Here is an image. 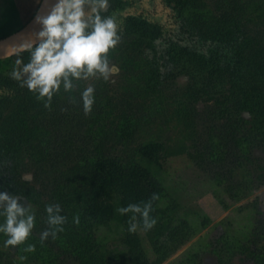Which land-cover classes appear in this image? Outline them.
I'll list each match as a JSON object with an SVG mask.
<instances>
[{
	"label": "rangeland",
	"instance_id": "374dc122",
	"mask_svg": "<svg viewBox=\"0 0 264 264\" xmlns=\"http://www.w3.org/2000/svg\"><path fill=\"white\" fill-rule=\"evenodd\" d=\"M41 2L0 0V38L24 27ZM194 8L223 20L222 37L233 30L229 46L242 47L228 52L243 56L244 70L264 68L254 41L264 33V0H109L102 15L115 16L121 37L108 52L109 79L74 80L68 92L61 85L48 106L10 75L17 55L0 58V191L35 212L32 232L39 236L49 227L45 205L60 204L63 230L45 239L51 236L46 246L59 252L54 264H264V234L256 243L253 235L263 230L257 220H264V179L256 176L264 172V138L253 139L249 155L234 145L228 126L232 115L244 119L241 132L264 130V71L256 78L257 99L248 97L233 115L232 96L243 97L233 95L235 77L224 73L212 91L168 53L169 42L187 41L174 30ZM18 55L27 62V51ZM88 84L94 103L85 113L81 91ZM149 142L160 144L155 163L136 153ZM98 156L155 172L164 191L151 229L129 231L109 217L77 229L74 217L94 194L90 164ZM3 241L0 264H44L34 251Z\"/></svg>",
	"mask_w": 264,
	"mask_h": 264
},
{
	"label": "clouds",
	"instance_id": "9594fccd",
	"mask_svg": "<svg viewBox=\"0 0 264 264\" xmlns=\"http://www.w3.org/2000/svg\"><path fill=\"white\" fill-rule=\"evenodd\" d=\"M47 11L37 13L34 22L39 28L34 38L19 45H14L8 54L17 55L11 70L12 78L20 81L21 86L44 99L45 105L51 102L53 94L60 90L65 92L74 87V80L103 78L108 80L112 72L108 52L120 42L118 23L114 15H102L108 7L109 0H44ZM27 51L29 58L24 62L19 52ZM94 86L88 84L81 91L85 113L91 111L94 103ZM141 203H129L118 209L120 213L133 215L129 231L138 227L136 214L142 218L144 230L151 229L156 218L151 216L152 200ZM48 228L40 233L44 241L57 231H62L66 217L61 214L59 203L45 205ZM35 212L27 203L20 202L16 195L0 191V234L4 236V246H16L24 242L35 225ZM74 217V222H78ZM27 250H34V245H27Z\"/></svg>",
	"mask_w": 264,
	"mask_h": 264
},
{
	"label": "trees",
	"instance_id": "16d2710c",
	"mask_svg": "<svg viewBox=\"0 0 264 264\" xmlns=\"http://www.w3.org/2000/svg\"><path fill=\"white\" fill-rule=\"evenodd\" d=\"M189 7V5H185ZM180 11V7L178 8ZM179 25L174 30L173 28H167V31H175L178 33H186V42L171 41L168 48V53H172L174 58L182 60L186 71L189 74L194 73V76L203 81L202 84H208L210 89L214 91L217 86L218 80H223L224 73H227L230 77H235L234 81L237 82L233 95L237 92L239 95L243 94V97H238L236 94L232 96L233 101V115H237L238 106L245 104L248 97L256 96L254 90L261 85H257V75L259 71H264L263 65L257 64L258 69L252 70L254 73L244 70L246 67L242 62V55L237 57L229 54L228 50L242 47L241 44L235 46H229V40L232 42L231 35L232 29H227V36H220L219 33L223 28V20L216 17H212L206 10H198L196 8L187 10L185 15L179 20ZM183 35V34H182ZM231 38V39H230ZM229 39V40H228ZM257 47L261 48V53H264V33L258 34L254 38ZM233 43H235L233 41ZM229 46V47H228ZM231 47V48H230ZM19 52V54H23ZM204 53H208L210 60L206 59ZM238 54V53H237ZM11 57V56H7ZM226 64L225 68H222V64ZM263 68V70H262ZM250 71V70H249ZM260 71V72H261ZM249 73L251 74L249 76ZM231 78V79H232ZM204 85V86H205ZM209 90V89H208ZM240 90V91H239ZM258 95V94H257ZM257 99V96L255 97ZM235 106L237 108H235ZM235 117V116H234ZM244 119L242 117L230 116L228 126L230 127L231 139L234 141V145L237 148L242 149L247 154L251 155L253 151V139L259 135L264 138V130L258 128L253 133L241 132L240 127L244 125ZM244 130V129H243ZM246 141L245 148H241V145ZM243 142V143H242ZM160 150V144L157 142H149L138 146L136 153L140 160L147 163H155L157 160V154ZM241 152V150H240ZM90 169V184L93 186L94 194L91 195L86 202L82 205L80 212H78L77 229L80 231L87 230V221L92 218H113L129 227L131 222L132 213H120L118 209L122 206H126L129 203H143L150 200L152 194L157 195V199L152 200L151 216L155 217L157 213V202L163 193V187L158 181L155 172L144 165L137 163L124 162L118 157L114 156H98L91 164ZM260 175V176H259ZM258 178L264 179V172L259 174ZM1 187V186H0ZM230 198L236 199L238 192H233V186H228ZM258 212V210H257ZM260 212V211H259ZM67 218V216L65 215ZM259 225L262 226L261 232H254L256 236L254 242L259 240L264 234V220H257ZM36 218L35 225L36 226ZM138 226L143 227L142 218L139 214H136V221ZM4 237L0 234V238ZM51 236L49 240L50 241ZM40 240V236L31 232L29 237L22 243L14 247L16 251L22 253H29L34 251L42 257L44 264H54L59 252L56 250L55 245L50 243L46 246V242ZM34 245V250L28 251L27 245ZM192 257L194 255H191ZM50 261V262H49Z\"/></svg>",
	"mask_w": 264,
	"mask_h": 264
},
{
	"label": "water",
	"instance_id": "95a60500",
	"mask_svg": "<svg viewBox=\"0 0 264 264\" xmlns=\"http://www.w3.org/2000/svg\"><path fill=\"white\" fill-rule=\"evenodd\" d=\"M46 11L47 6L45 5L44 0H42L36 13L24 27L7 37L0 38V58L11 56L8 53L11 52L14 45H19L20 43L34 38V33L39 28V25L34 22V17L37 13L43 14Z\"/></svg>",
	"mask_w": 264,
	"mask_h": 264
}]
</instances>
